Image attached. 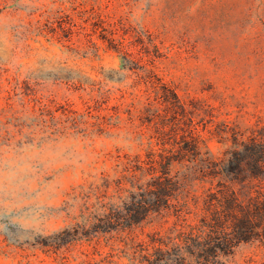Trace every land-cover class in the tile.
<instances>
[{"label": "rangeland", "instance_id": "obj_1", "mask_svg": "<svg viewBox=\"0 0 264 264\" xmlns=\"http://www.w3.org/2000/svg\"><path fill=\"white\" fill-rule=\"evenodd\" d=\"M95 15L121 22L124 46L108 47ZM61 16L76 25L71 40ZM100 97V119L58 131L61 113L49 109ZM255 144L264 146V0H0V264H70L36 240L71 221L75 189L116 179L127 154L173 157L181 183L169 215L140 224L141 239L202 223L224 193L264 200V172L236 170ZM216 258L264 264V239Z\"/></svg>", "mask_w": 264, "mask_h": 264}, {"label": "trees", "instance_id": "obj_2", "mask_svg": "<svg viewBox=\"0 0 264 264\" xmlns=\"http://www.w3.org/2000/svg\"><path fill=\"white\" fill-rule=\"evenodd\" d=\"M62 18L55 22L61 30L72 33L71 40L76 25L64 23ZM95 18L100 22L94 25L102 28V39L109 42L110 49L119 50L125 45L124 34L120 40L115 39L121 34V22L107 27L101 17ZM101 98L86 102L83 109H49V114L55 119V113H61L59 132L78 129L83 123L89 124V116L102 117L107 108ZM95 124L101 131V123ZM248 152L250 157L240 159L236 170L242 176L257 178L264 172V146L255 144ZM147 157L127 154L115 168L116 179L102 173L75 189L71 221L51 234L40 235L35 244L48 254H63L70 264H119L121 260H127L126 264H218L216 257L230 255L241 242L264 239V200L249 199L244 203L235 192L224 193L221 208L210 210V217L202 223L176 224L141 239L140 224L154 215L168 216L169 203L179 197L181 190V183L172 175L176 159L153 152ZM147 177L151 181L142 184Z\"/></svg>", "mask_w": 264, "mask_h": 264}]
</instances>
